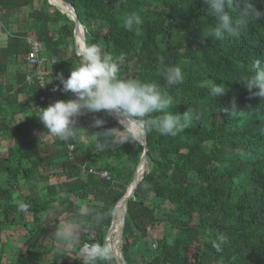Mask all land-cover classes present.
I'll return each instance as SVG.
<instances>
[{
    "label": "trees",
    "instance_id": "obj_1",
    "mask_svg": "<svg viewBox=\"0 0 264 264\" xmlns=\"http://www.w3.org/2000/svg\"><path fill=\"white\" fill-rule=\"evenodd\" d=\"M65 1L86 45L125 56L119 78L165 88L161 61L185 77L166 90L173 113L191 109L193 120L175 137L147 134L146 170L125 215L126 264H264V101L238 80L252 74L255 60L264 62V21L219 41L209 36L216 20L204 0ZM256 2L264 10V0ZM133 12L143 20L138 31L124 25ZM0 26L7 36L0 49V264H83L80 248L106 241L144 147L123 143L129 133L105 112L84 111L68 141H41L47 129L38 109L70 98L53 89L78 63L75 23L47 0H0ZM30 40L41 74L27 60ZM213 82L226 92L210 96ZM98 119L103 124L94 127ZM62 224L73 228L63 240ZM17 229L25 241L9 250L4 233ZM106 264H118L114 254Z\"/></svg>",
    "mask_w": 264,
    "mask_h": 264
},
{
    "label": "clouds",
    "instance_id": "obj_2",
    "mask_svg": "<svg viewBox=\"0 0 264 264\" xmlns=\"http://www.w3.org/2000/svg\"><path fill=\"white\" fill-rule=\"evenodd\" d=\"M208 14L215 17L216 23L211 27L209 36L222 41L226 37H239L254 21H264V10L257 7L256 0H204ZM236 5L234 8L233 5ZM237 15L234 18L231 10ZM143 23L142 17L133 12L124 20L128 31H138ZM78 63L72 67L67 78L61 74L56 77L62 88L70 93L67 100L56 101L46 109H38L36 116L45 126L47 132L41 136V141L54 136L60 141H68L78 131L75 127L77 118L84 111L90 113H115L122 117L123 131L129 135L123 140L143 143L146 135L155 132L161 136L175 137L187 128L193 120L191 109L182 115L173 113L175 97L166 88L180 85L184 82V74L179 67L162 64L165 88L155 83H145L135 79L119 78L120 65L125 56L121 54L114 59L97 43L85 45L76 49ZM253 69H256L255 71ZM247 90L250 97H258L264 101V62L257 59L253 62L252 74L238 79ZM226 91L221 85L213 82L209 87L210 96H219ZM198 118V117H197ZM103 124L96 120L94 127ZM108 132L104 133L107 134ZM83 211V210H82ZM99 220V217L97 218ZM71 225L58 230L60 239H67ZM219 242H213L217 252L226 241L223 235ZM84 257L83 264H100L113 258V250L108 242L85 243L79 250Z\"/></svg>",
    "mask_w": 264,
    "mask_h": 264
},
{
    "label": "water",
    "instance_id": "obj_3",
    "mask_svg": "<svg viewBox=\"0 0 264 264\" xmlns=\"http://www.w3.org/2000/svg\"><path fill=\"white\" fill-rule=\"evenodd\" d=\"M47 1L49 2V4H51L50 0H47ZM59 1L61 3H63L64 5H66L73 12V16H69L68 14L64 13L62 10H60L57 7L63 14H66L68 17H70L74 21V23H75L74 35H75V41H76V45H77L76 49L79 48L78 43L81 44L82 49H83L86 45L85 31H84V27L82 26V24L80 23V21L78 19V16L75 12V9L71 4L67 3L65 0H59ZM112 116L118 122V119L116 118L117 115L115 113H112ZM140 144L144 147V151H143L142 158H141V160H140V162L136 168L134 178H133V182L130 185V187L128 188L125 196L116 204V206L113 210V216L115 215L118 208H121V210H122V218H121L122 223H121L120 230L117 231L118 232V241H119V244L121 246H122V237H123V229H124V224H125V215H126V211H127V204L129 202V200L132 197H134L136 189H137L139 183L142 181L145 170H146L147 158H148L147 135H146L145 141L143 143H140ZM114 227H115V217H114L112 224H111V227L108 231L106 242H108L111 245L112 250H113V254H114L118 264H126V262L122 258L121 250L116 251L115 246L111 243V240H110Z\"/></svg>",
    "mask_w": 264,
    "mask_h": 264
},
{
    "label": "rangeland",
    "instance_id": "obj_4",
    "mask_svg": "<svg viewBox=\"0 0 264 264\" xmlns=\"http://www.w3.org/2000/svg\"><path fill=\"white\" fill-rule=\"evenodd\" d=\"M85 114L87 116H89L91 113L86 111ZM81 132L86 133L87 131L83 129V130H81ZM8 147H9L8 143H3L2 144L1 152H2L3 155L6 154V151L8 150ZM65 226H68V225L67 224L63 225L62 224V226H60V230L63 229ZM72 230H73V228H71V231ZM25 234H26V231L23 230V229L12 230V231H8V232L4 233V235H6L5 236L6 237L5 240L9 241L8 249L10 250V247H12V248L22 247L23 246V242L25 241ZM162 234H163V228L160 229L157 233H155L153 235H155L156 237H160V236H162ZM76 243H78V241H76ZM111 243H117L116 245L118 246L117 247L118 251L121 250V245L119 244V241H118V233L111 235ZM7 253L10 254L11 252H7ZM8 258L10 260V257H6L5 261H8ZM122 258H123V256H122Z\"/></svg>",
    "mask_w": 264,
    "mask_h": 264
},
{
    "label": "bare ground",
    "instance_id": "obj_5",
    "mask_svg": "<svg viewBox=\"0 0 264 264\" xmlns=\"http://www.w3.org/2000/svg\"><path fill=\"white\" fill-rule=\"evenodd\" d=\"M50 2L52 5L58 7L64 13L68 14L69 16H73V12L66 5L61 3L59 0H50ZM78 47H79V49L82 50V46L80 43H78ZM116 118L118 119V122L121 124L120 121H121L122 117L116 116ZM121 218H122V210H121V208H118L117 214H116V219H115V227L113 229L114 232L112 231V234H117L118 233L117 231L120 230L121 223H122ZM110 240H111V238H110ZM112 244L115 246V250L118 251V249H117L118 246L116 245L117 243H112Z\"/></svg>",
    "mask_w": 264,
    "mask_h": 264
},
{
    "label": "built area",
    "instance_id": "obj_6",
    "mask_svg": "<svg viewBox=\"0 0 264 264\" xmlns=\"http://www.w3.org/2000/svg\"><path fill=\"white\" fill-rule=\"evenodd\" d=\"M30 44L32 45V51H31V53L28 55V57H27V60H28V62L30 63V65L32 66V67H35L36 69H37V71L40 73V71H39V67H38V65H39V62L37 61V58H36V56H37V51H38V45L36 44V43H34L33 41H31L30 40ZM41 74V73H40ZM42 76V75H41ZM44 77L42 76L41 78H40V84L43 86V87H45V83H44V80L45 79H43ZM48 102L49 103H51V99L50 98H48ZM73 148H71V150H72ZM103 177H107L108 175L107 174H103L102 175Z\"/></svg>",
    "mask_w": 264,
    "mask_h": 264
},
{
    "label": "crops",
    "instance_id": "obj_7",
    "mask_svg": "<svg viewBox=\"0 0 264 264\" xmlns=\"http://www.w3.org/2000/svg\"><path fill=\"white\" fill-rule=\"evenodd\" d=\"M6 42H7V36L4 35V34L2 33V31H1V26H0V49H2L3 47H5V46L7 45ZM15 70H16V66H15V65H12V63L9 64V66H8V73L11 74V73H13ZM2 80H3V81H6L5 78L0 77V82H1Z\"/></svg>",
    "mask_w": 264,
    "mask_h": 264
}]
</instances>
